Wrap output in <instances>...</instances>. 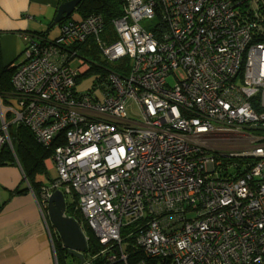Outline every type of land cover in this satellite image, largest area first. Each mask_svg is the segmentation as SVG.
Wrapping results in <instances>:
<instances>
[{
    "label": "built area",
    "instance_id": "obj_1",
    "mask_svg": "<svg viewBox=\"0 0 264 264\" xmlns=\"http://www.w3.org/2000/svg\"><path fill=\"white\" fill-rule=\"evenodd\" d=\"M124 1L111 28L92 14L52 41L26 35L14 65L13 121L57 143L46 226L59 189L77 195L100 264H264V0ZM89 39L131 65L82 91L73 46Z\"/></svg>",
    "mask_w": 264,
    "mask_h": 264
},
{
    "label": "crops",
    "instance_id": "obj_2",
    "mask_svg": "<svg viewBox=\"0 0 264 264\" xmlns=\"http://www.w3.org/2000/svg\"><path fill=\"white\" fill-rule=\"evenodd\" d=\"M64 1L0 0L1 66L12 65L20 58L27 45L26 35L43 34L47 39L59 35L65 19L55 25L52 21L58 5ZM88 64L85 62L81 67L87 71ZM48 158L44 160L47 173ZM51 181L46 179L44 186H49ZM37 199L40 202L41 197L34 193L18 163L0 165V264H56L55 246L48 230L52 225L44 211L49 223L46 226ZM63 256L67 262L74 263L72 256V261L67 260V252Z\"/></svg>",
    "mask_w": 264,
    "mask_h": 264
},
{
    "label": "trees",
    "instance_id": "obj_3",
    "mask_svg": "<svg viewBox=\"0 0 264 264\" xmlns=\"http://www.w3.org/2000/svg\"><path fill=\"white\" fill-rule=\"evenodd\" d=\"M124 10V0H80L75 9L77 15L73 18V20H82L92 14H100L103 17L104 22L106 23V28H111V21L122 15ZM260 28L261 30L259 31V37L257 36L256 40L264 41V21L262 22ZM37 36L42 37L47 41H52L56 38L55 37L53 39H47L45 36H43V34ZM87 41L88 42L86 43L73 46V49L78 53L81 46L85 44L95 43L92 41V39H89ZM74 58L72 57V66ZM88 69L89 70H87V73L91 72L96 75L93 86L97 84L98 81H103L104 77H107L108 71H106L105 68L98 64L89 63ZM13 72L14 65H0V106L5 111L4 121L7 124V132L11 141V146L9 144H6L2 149L0 155V165H12L14 163H18L22 168V171L26 176V179L34 193L39 194L45 184V180L49 179L48 173L44 166V160L52 155L54 147L57 145V143L54 142L51 145L46 146L35 139L34 135L27 125L21 122L13 121L14 115L11 112L10 108H15V106H10L9 104V100L12 97L16 98L17 94L11 82ZM79 80V75H77L76 86L77 83L80 82ZM77 204V195L72 194V201L68 204L66 203L65 212L68 216L73 217L80 225H82L83 223V229L89 231L90 234L86 235L88 237V246L84 261L81 262L80 260H77L76 262H78V264H100L102 260L101 256H98L96 258L88 257L95 253H98L101 245H99L97 241L95 242L93 232L86 224L82 214L77 207ZM51 231L53 232L52 228ZM126 231L127 230L124 229V232ZM52 237L56 251L57 263L68 264L69 262H67L63 256V252H66V249H64L62 246L60 236L58 235L55 238L54 234H52Z\"/></svg>",
    "mask_w": 264,
    "mask_h": 264
},
{
    "label": "water",
    "instance_id": "obj_4",
    "mask_svg": "<svg viewBox=\"0 0 264 264\" xmlns=\"http://www.w3.org/2000/svg\"><path fill=\"white\" fill-rule=\"evenodd\" d=\"M80 0H66L61 2L52 24L55 25L62 20L70 17L75 11ZM66 202L63 192L59 189L54 190L47 202V216L56 232L61 238L62 246L68 255L84 261L87 251L88 240L81 225L71 216L66 214Z\"/></svg>",
    "mask_w": 264,
    "mask_h": 264
},
{
    "label": "rangeland",
    "instance_id": "obj_5",
    "mask_svg": "<svg viewBox=\"0 0 264 264\" xmlns=\"http://www.w3.org/2000/svg\"><path fill=\"white\" fill-rule=\"evenodd\" d=\"M76 17V12L72 13V16L68 17L65 19L66 20H73V18ZM156 21V19L150 20L148 21L147 25L152 26V24ZM59 28V26H58ZM60 31V28H59ZM97 42L95 43H90V44H85L83 46L80 47L79 51H78V55L75 56L74 61H73V66L76 68L77 65H80V61L81 59H85L87 63H95L98 64L100 66H102L103 68H105L106 71H115V72H120L122 74H126L130 65H131V60L129 58L126 59H122L120 61H110L109 59L105 58L103 56V53L101 51V49L96 45ZM25 58L24 55V51L21 54L20 58L18 60H16L12 65H15L17 63H19L20 61H22ZM89 70V69H87ZM96 75H94L91 72L84 71L83 73H79V81L77 83L76 89L78 90H89L94 83ZM168 81L169 82H173V76L169 75L168 76ZM11 92V91H10ZM17 100L15 97H12L9 100V104L10 106H16ZM127 110L128 113L131 117L133 118H138L139 117V110L137 107V104L133 101L130 100L127 104ZM57 176L56 170L53 169H49L48 170V178L49 179H54ZM60 188H62V185L60 186ZM39 197H42L39 193ZM37 201L39 202V200L37 199ZM41 201V200H40ZM72 201V195L71 194H66L65 195V202L68 204L69 202ZM44 211L46 212V208H44ZM188 216H192V213H188ZM82 229L84 228V224L82 223L81 225ZM53 228V234L55 236V238L58 236L56 230ZM84 233L86 235H89V231H87L86 229H83ZM94 236V235H93ZM95 242H96V238L94 236ZM68 261H72L70 255L67 258ZM73 264H78V262L73 261Z\"/></svg>",
    "mask_w": 264,
    "mask_h": 264
},
{
    "label": "clouds",
    "instance_id": "obj_6",
    "mask_svg": "<svg viewBox=\"0 0 264 264\" xmlns=\"http://www.w3.org/2000/svg\"><path fill=\"white\" fill-rule=\"evenodd\" d=\"M65 197V196H64ZM46 213H47V206H46ZM48 217V216H47ZM49 220V219H48ZM52 234V233H51ZM87 237V236H86ZM52 239H53V237H52ZM54 242V241H53Z\"/></svg>",
    "mask_w": 264,
    "mask_h": 264
},
{
    "label": "flooded vegetation",
    "instance_id": "obj_7",
    "mask_svg": "<svg viewBox=\"0 0 264 264\" xmlns=\"http://www.w3.org/2000/svg\"><path fill=\"white\" fill-rule=\"evenodd\" d=\"M73 259H74V261H75V260H78V259H76V258H73ZM73 259H72V260H73Z\"/></svg>",
    "mask_w": 264,
    "mask_h": 264
}]
</instances>
